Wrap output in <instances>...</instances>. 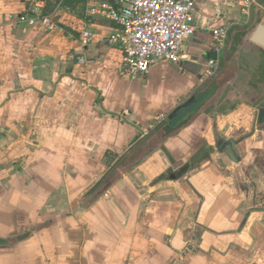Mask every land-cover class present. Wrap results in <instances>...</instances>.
<instances>
[{
    "label": "crops",
    "instance_id": "crops-1",
    "mask_svg": "<svg viewBox=\"0 0 264 264\" xmlns=\"http://www.w3.org/2000/svg\"><path fill=\"white\" fill-rule=\"evenodd\" d=\"M242 1L195 0L181 61L135 76L97 0H0V264H264V2ZM32 9L54 29L9 19Z\"/></svg>",
    "mask_w": 264,
    "mask_h": 264
},
{
    "label": "built area",
    "instance_id": "built-area-1",
    "mask_svg": "<svg viewBox=\"0 0 264 264\" xmlns=\"http://www.w3.org/2000/svg\"><path fill=\"white\" fill-rule=\"evenodd\" d=\"M257 0H243L248 7ZM195 0H97L90 6L89 13L100 16L115 25L108 37L110 46L121 48L123 58L119 66L122 74L145 75L160 61L178 64L182 59L183 42L195 33L193 25ZM17 25H44L48 31L54 29L50 16H43L36 9L16 16H9ZM228 29L219 27L212 31L217 55L225 47ZM79 44L86 48L93 40L90 30L83 28L78 36ZM83 63V59H78ZM216 68V61L210 60L207 75ZM124 115L128 112L124 111Z\"/></svg>",
    "mask_w": 264,
    "mask_h": 264
},
{
    "label": "water",
    "instance_id": "water-1",
    "mask_svg": "<svg viewBox=\"0 0 264 264\" xmlns=\"http://www.w3.org/2000/svg\"><path fill=\"white\" fill-rule=\"evenodd\" d=\"M251 43L258 45L262 48H264V25L258 24L254 32L252 33L250 37ZM194 101L189 100L186 103H184L181 107H179L172 115L168 117V120H170L172 117L176 115V112L180 109H184L189 107ZM260 116L264 117V110L260 111ZM218 146L220 147V150L225 153L233 162H238V156L234 148V144L228 141H221L218 143Z\"/></svg>",
    "mask_w": 264,
    "mask_h": 264
},
{
    "label": "rangeland",
    "instance_id": "rangeland-1",
    "mask_svg": "<svg viewBox=\"0 0 264 264\" xmlns=\"http://www.w3.org/2000/svg\"><path fill=\"white\" fill-rule=\"evenodd\" d=\"M263 2H264V0H263ZM55 4V5H59V6H61V7H64V0H51V4ZM73 3V2H72ZM71 3V4H72ZM70 4V5H71ZM67 6H69V5H67ZM82 7V6H81ZM256 8H257V6H255V5H252L251 6V8H250V12H253V13H257V11H256ZM82 9V8H81ZM241 11H244L243 10V8H242V10ZM83 13L85 14V10L83 11ZM48 15V14H47ZM232 41L233 42H231V45H232V43H236V41L234 40V39H232ZM227 50H229L230 51V49H227ZM245 58H246V54H245V52H244V50L241 48H239V50H238V54H237V56H236V60H238V61H240L241 62V64H243V62L245 61ZM198 102H199V100H195L189 107H192V106H196V105H198Z\"/></svg>",
    "mask_w": 264,
    "mask_h": 264
},
{
    "label": "trees",
    "instance_id": "trees-1",
    "mask_svg": "<svg viewBox=\"0 0 264 264\" xmlns=\"http://www.w3.org/2000/svg\"><path fill=\"white\" fill-rule=\"evenodd\" d=\"M72 2H73V0H64V6L70 5ZM45 14H49V13H45ZM105 178H106V177H104L103 179H101V180L97 183L96 187H98V186H100L102 183H104V182H105ZM2 243H4V244H10L11 241L8 240V241L2 242Z\"/></svg>",
    "mask_w": 264,
    "mask_h": 264
}]
</instances>
